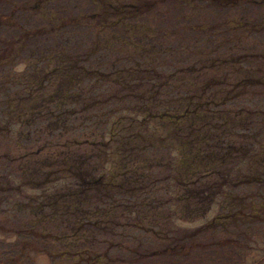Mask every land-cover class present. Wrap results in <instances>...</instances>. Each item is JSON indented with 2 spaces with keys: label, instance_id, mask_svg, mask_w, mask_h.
<instances>
[{
  "label": "trees",
  "instance_id": "1",
  "mask_svg": "<svg viewBox=\"0 0 264 264\" xmlns=\"http://www.w3.org/2000/svg\"><path fill=\"white\" fill-rule=\"evenodd\" d=\"M86 1L0 0V264H247L264 0Z\"/></svg>",
  "mask_w": 264,
  "mask_h": 264
},
{
  "label": "rangeland",
  "instance_id": "2",
  "mask_svg": "<svg viewBox=\"0 0 264 264\" xmlns=\"http://www.w3.org/2000/svg\"><path fill=\"white\" fill-rule=\"evenodd\" d=\"M79 2H81L83 5H85V6H87L88 5V2L89 1H86V0H78ZM159 1V0H158ZM161 2H183V0H176V1H174V0H171V1H169V0H160ZM222 1H226V0H215V2H222ZM101 2H107V3H109V4H111L113 7L115 6V7H119L120 6V8L121 7H127V8H135V7H138V6H143L144 4H146V2H149V0H102ZM192 2H197V1H195V0H192ZM176 9L177 8H173L172 7V9H171V11H170V15L173 17V15H175V12H176ZM187 9L188 8H186V11H187ZM100 10H102V8H97V7H95L94 8V10H93V12L95 13L94 14V16L96 15V14H99L101 11ZM263 11V10H262ZM261 11V12H262ZM205 12H207V11H205ZM210 12H211V14L210 15H207L206 14V16H205V19L206 20H210V19H214V18H216L215 16H214V13H212V11L210 10ZM153 13V12H152ZM149 16V21L150 22H152V21H154V17H153V15H148ZM18 69L19 70H24L25 69V67H24V65L23 64H21V65H19V67H18ZM160 131L162 132V133H166V134H168V130H164V129H160ZM126 133H122V134H120V136H122V135H125ZM119 136V137H120ZM118 146L116 143H114L113 144V146ZM118 148V147H117ZM202 222V221H201ZM201 222L200 221H197V222H195V223H193V224H188V223H180V225L182 226V228H184L185 230H187V231H190V230H195V229H197V227H199L200 226V224H201ZM257 231V234H258V236L259 237H261L262 239H264V228H263V230H259V229H257L256 230ZM100 234V236L102 235V237L101 238H106V235H105V233H99ZM135 234H136V236H138V239H140V240H145L146 238L150 241V242H152L153 244L154 243H157V241L154 239V237L153 236H151V235H144V233H142L141 234V232H139V231H136L135 232ZM110 236H107V238H109ZM134 245H136V243H134V244H132L131 243V246H134ZM154 246H156V247H163V245H154ZM262 254H264V250L262 249L261 251H256V252H254L253 253V255L250 257V260L247 262V264H250L252 261H253V259L254 258H256V257H259L260 258V256L262 255ZM217 260H218V263L217 264H220V260H221V257H219V258H217ZM47 262H43V264H46Z\"/></svg>",
  "mask_w": 264,
  "mask_h": 264
}]
</instances>
